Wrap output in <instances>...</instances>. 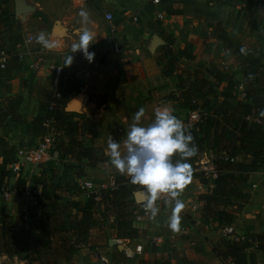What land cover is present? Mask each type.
<instances>
[{
	"label": "crops",
	"instance_id": "obj_1",
	"mask_svg": "<svg viewBox=\"0 0 264 264\" xmlns=\"http://www.w3.org/2000/svg\"><path fill=\"white\" fill-rule=\"evenodd\" d=\"M27 1L34 6V11L21 20L14 16L13 0H0V13L9 10L14 18L0 21V47L10 54L7 67L0 70V102L12 95L21 96L17 109L21 120L7 119L0 125V139L14 153L19 147L37 145L40 136L30 131V121L42 113L40 104H49L59 90L68 96L65 106L76 96H81L80 102L75 100L71 105L72 109L79 111L69 112V118L79 126L76 137L85 146L102 150L104 158L93 166L88 165L85 158L78 159L69 154L49 162L48 166L31 168L22 163L20 169L15 170L8 165L9 175L1 186L5 192L0 191V222L2 217L6 218L14 228L28 227L33 219L54 212L57 205L68 206L70 201L86 202L88 193L76 188L83 180L96 179L92 181L97 183L106 182L111 174L115 177L116 170L105 155L108 140L123 141L124 132L138 109H145L141 124L150 123L154 110L163 106L174 109V114L185 121L190 111L188 107L167 99L170 93L176 92L177 79L163 76L157 63L160 46L165 44L158 34L160 30L173 37L171 48L174 52L184 50L192 56H179V68L193 71L198 64H203L201 72L209 78L210 63H215L232 75L234 88L227 101L233 110L238 102L252 100V97L245 98L248 87L260 88L254 80L255 76H264V0H181L175 3L181 13L172 15L164 11L161 1L154 4L152 0H82V3L78 0L76 5L69 0H51L43 8L47 14L74 15L82 9L87 12L85 3H89V8H94L102 16V21L92 20V29L88 30L92 35L88 46V51L94 53L92 62H88L80 50L71 52L72 45L79 40V31L84 27L72 31L60 19L47 26L45 13L40 12L42 8L33 0ZM105 13H110L112 19L106 20ZM56 22L64 27L62 33L53 31ZM17 23L19 26L14 28ZM215 26H220L219 32L225 33L228 42L218 39L213 31ZM41 32L54 47L48 49L36 42L35 37ZM16 34L21 35L19 43L15 41ZM154 34L164 43L152 53L148 46ZM28 38L30 40L26 41ZM242 47L248 48L254 54L253 59L261 65L254 75L250 71L253 66L240 58L244 55L240 52ZM68 55L73 57L72 63L64 66ZM63 67L66 71L61 74ZM244 71L247 77H244ZM71 83L76 85L71 88ZM223 86L224 83L217 89L218 100L223 99L220 95ZM253 116L254 112L246 115V119L260 122V118ZM243 117L239 109L219 119L224 126L233 128ZM62 138L67 140L66 135ZM210 148H204L198 161L210 160ZM2 160L0 149V163ZM235 160L249 163L251 157L238 153ZM105 162L107 167L104 168ZM214 178L204 184L198 176L191 177L179 196L184 204L179 213V230L173 231L168 226L171 207L166 199L156 202L159 212L155 218L149 216L140 222L129 218L135 229L132 237L129 228L119 226L114 215L103 216L100 210H96L94 222L87 231L71 236L77 244L70 258H59L57 264H103L98 259L100 253L108 257L109 264H119L122 254L118 248L107 244L114 237L128 239L130 245L143 244L144 250L138 256L137 264H227L212 250L222 240L234 241L223 233L225 226L233 228L238 242L250 241L251 234L264 231V171L249 173L242 187L249 198L242 202V207L234 212L227 225L204 216L203 202L198 198L211 190ZM138 204L135 202L129 208ZM75 213V208H68L66 216L70 223L74 222ZM155 236H160L162 243L149 245L148 240ZM96 244L99 246L93 247ZM250 244L244 249L247 264H264V253L255 248L254 242ZM110 249L115 252H109ZM251 255L254 256L253 262ZM44 258L46 264H53L50 253ZM0 261L4 264H13L12 261L14 264L25 263L16 255H0Z\"/></svg>",
	"mask_w": 264,
	"mask_h": 264
},
{
	"label": "trees",
	"instance_id": "obj_2",
	"mask_svg": "<svg viewBox=\"0 0 264 264\" xmlns=\"http://www.w3.org/2000/svg\"><path fill=\"white\" fill-rule=\"evenodd\" d=\"M160 1L167 14L181 13V9L175 7V3H179L181 0ZM0 16L3 17L0 18V21L14 20L9 10L1 12ZM18 26L19 23L13 27L17 28ZM219 28L220 26H215L214 33L219 40L228 42L225 33L219 32ZM158 34L165 41V44L160 46L161 51L158 52L157 63L160 65V72L163 76H175L177 79L176 92L170 93L167 99L176 100L185 104L189 110L197 109L200 112L199 120L194 123L192 129L188 130L194 137L193 142L198 148L197 155L190 158L189 163L197 161L205 147H211L210 161L213 165L215 178L211 190L198 197L203 202V214L220 225L230 224L234 212L240 209L242 202L249 198V195L242 190L249 173L258 170L264 171V116L260 114L261 111H264V76H255L254 82L260 86L259 89L250 87L246 89V100L249 97H252V100L238 102L233 110L227 101L231 96L230 91L234 88L232 75L220 69L215 63H210L209 78H205L201 72L203 64H198V67L193 71L179 68V56L189 58L192 56L186 54L184 50L174 52L171 48L173 37L170 34L163 30H160ZM20 36V34L15 35L17 43L21 42ZM244 63H248L250 66H261L253 58L244 59ZM240 64L242 65V63ZM63 71H66L65 67L60 70V73L63 74ZM250 71L254 75L257 70L255 67H251ZM244 77H247L245 71ZM59 80L61 82L60 76ZM222 83L224 86L220 95L223 99L218 100L217 89ZM75 85L71 83L70 86L73 88ZM67 97L62 92L61 99L56 101V106L51 110H48V104H40L39 108L42 113L31 119L30 131L37 136L53 132L57 158L69 154L78 159L85 158L88 165L93 166L104 158V152L99 148L85 146L76 137L79 126L76 121L69 118L70 113L64 111ZM20 102L21 96L18 94L9 96L4 102H0V125L7 119L21 120V116L17 113ZM239 109L244 117L233 128L226 127L221 123L219 117L223 118L224 114L228 112L232 115V111L237 112ZM253 112V117H258L263 121L247 120L246 115ZM47 118H53L50 127L42 125ZM64 135L67 136L66 141L62 138ZM0 149L3 156L2 163H0L1 188L4 179L9 175L8 165L15 162L16 158L12 148L2 139H0ZM224 153H228V159L223 158ZM238 153L250 155L251 161L244 163L235 160ZM193 175L198 176L204 184L208 182V179L202 177L199 172H194ZM115 180L117 183L115 189L101 190L98 198H95V194L88 193L87 201L84 203L70 201L68 206L57 205L54 212L45 213L33 219L28 227L14 228L6 218L2 217L0 255H16L25 261L24 264H46L44 257L47 253L52 255L53 264H57L56 261L59 258L68 260L77 244L71 236L87 231L94 222L93 215L96 210H100V214L103 216L114 215L118 225L129 228L131 237L135 236V229L131 227L129 220L133 207H129L135 204L133 192L136 185H131L125 176H122L121 179L115 177ZM68 208L76 209V213L73 214V223H70L69 219L67 220ZM79 213H81L80 217ZM251 242L255 243L256 249L264 253V231L261 234H251L250 241L222 240L213 246L212 250L224 263L231 261L233 264H247L244 249L249 247ZM251 260L253 262V255H251Z\"/></svg>",
	"mask_w": 264,
	"mask_h": 264
},
{
	"label": "clouds",
	"instance_id": "obj_3",
	"mask_svg": "<svg viewBox=\"0 0 264 264\" xmlns=\"http://www.w3.org/2000/svg\"><path fill=\"white\" fill-rule=\"evenodd\" d=\"M78 15L83 22H87L86 11L82 9ZM35 40L45 48L54 47L43 32ZM91 41L92 35L84 28L79 31V40L72 45L71 52L80 50L88 62H92L94 53L88 51ZM240 52L245 54L246 49L242 47ZM72 59L68 55L64 66L71 65ZM144 114V108L136 111L122 142L109 138L105 155L109 157L111 166L126 176L131 185L140 186L145 191L143 206L151 218H155L159 212L156 202L162 196L166 198L171 207L168 226L177 231L179 213L184 207L179 196L191 181L192 167L189 160L197 155L198 148L191 132L174 114V109L167 106L156 108L151 122L146 125L140 123ZM260 114L264 116V111Z\"/></svg>",
	"mask_w": 264,
	"mask_h": 264
},
{
	"label": "built area",
	"instance_id": "obj_4",
	"mask_svg": "<svg viewBox=\"0 0 264 264\" xmlns=\"http://www.w3.org/2000/svg\"><path fill=\"white\" fill-rule=\"evenodd\" d=\"M160 0H152L154 4H158ZM106 20H111L112 15L110 13L103 14ZM30 40L28 38L26 41ZM10 54L7 50L0 47V70H3L8 65ZM62 97L61 92L58 90L54 93V100L49 102L48 110H51L56 106V101ZM200 118V112L197 109L190 110L187 114L185 121L183 122L184 127L187 130L193 128L194 123H196ZM53 122V118H47L42 123L44 127H50ZM119 132H123L121 128H118ZM126 133V131L124 132ZM55 136L53 132H47L46 134L40 136L39 142L35 146H24L19 147L15 153V162L10 164L11 169L19 170L22 163L27 164L29 167H40L57 158V151L54 149ZM224 159H228V153L223 154ZM232 160V158H231ZM103 167H107V162L103 164ZM192 176L194 172H199L202 177L209 179L215 176L213 171V165L210 160L201 159L193 162ZM117 186L115 177L111 174L106 182H93L92 180L85 179L81 183V187L87 189L89 193L95 194V198L99 197L101 190H112ZM1 192H5V188H0ZM144 195L143 202L139 203L137 207L131 210V218L134 221L140 222L150 216V213L144 208V201L146 200V193L141 189ZM166 199L161 197L159 200ZM223 233L227 235L231 240H235V233L231 226H225L223 228ZM163 239L160 236L152 237L148 240V244L152 246H159ZM109 247L118 248L119 252L122 254V261L119 264H137L138 256L143 252L144 246L142 243H135L130 245L129 240L125 238L114 237L107 241ZM98 259L103 264H109L108 258L103 254H98ZM227 264H233L231 261Z\"/></svg>",
	"mask_w": 264,
	"mask_h": 264
},
{
	"label": "rangeland",
	"instance_id": "obj_5",
	"mask_svg": "<svg viewBox=\"0 0 264 264\" xmlns=\"http://www.w3.org/2000/svg\"><path fill=\"white\" fill-rule=\"evenodd\" d=\"M33 1H35L37 4H38V6L40 7V8H42V10L40 9V12L42 11L43 12V8H45L46 6H48V3L51 1V0H33ZM71 1V2H70ZM69 3H75L76 5H77V3H78V0H69L68 1ZM81 3H82V0H81ZM86 5H87V13H88V20H87V22L85 23V22H83L82 21V18L78 15V14H68V13H64V14H60V13H58V14H47V13H45V11L43 12V13H45V21H46V24H47V26H51V24L54 22V20H57V19H60L61 21H64V24H66L69 28H70V30H79V28H82V27H84V28H87L88 30H91L92 29V24H91V21L93 20V22H94V20L96 21L97 20V22H99V21H102L101 19H103L102 18V16L100 15V13L99 12H97V10H95L94 8L92 9V8H89L90 7V4L89 3H85ZM82 30V29H81ZM80 30V31H81ZM244 48V47H243ZM246 49V53L242 56V57H240L241 58V60H244V59H247V58H254V54L252 53V52H250L249 51V49L248 48H245ZM247 52H250L249 54H247ZM240 56V55H239ZM247 68H249V66L248 65H245ZM253 67H255L256 68V70H260V68L257 66V65H254ZM187 117V116H186ZM117 128V126L115 127V129ZM84 129H85V126H84ZM44 166V165H43ZM45 166H48V163H47V165H45ZM116 170V169H115ZM122 176H124V175H121V174H119L117 171H115V177H117V178H119V179H121L122 178ZM91 180H93V181H97L96 179H91ZM76 188H77V190L78 191H80V192H82V193H84V194H86V193H89V191L87 190V189H84V188H82L81 187V184L79 185H77L76 186ZM135 191H141V188H140V186H137L136 185V189H135ZM106 241H107V239H105V241H104V245H105V243H106ZM90 245V244H89ZM104 245H103V247H104ZM91 246V245H90ZM96 246H99V245H94L93 247H96ZM102 246V245H101ZM111 251H109V252H115L114 251V249H110ZM105 255V254H104ZM106 256V255H105ZM118 256H120V254L118 255ZM107 257V256H106ZM108 258V257H107ZM5 262H3V261H0V264H4ZM11 263H13L14 264V262L12 261Z\"/></svg>",
	"mask_w": 264,
	"mask_h": 264
},
{
	"label": "water",
	"instance_id": "obj_6",
	"mask_svg": "<svg viewBox=\"0 0 264 264\" xmlns=\"http://www.w3.org/2000/svg\"><path fill=\"white\" fill-rule=\"evenodd\" d=\"M14 4V16L16 18H20L21 20H24L25 16L28 15L29 13L34 11V6L29 3L27 0H13ZM53 31L56 33H62L64 31V27H62L59 22H56L53 25ZM164 41L156 34H154L150 40L148 49L150 52H154L155 48L161 44H163ZM81 96L78 95L76 96L72 101L68 102L65 106V110L67 112H78L79 109H72L71 105L75 100H79L80 102ZM134 200L137 203L143 202L144 195L142 191H135L133 194Z\"/></svg>",
	"mask_w": 264,
	"mask_h": 264
}]
</instances>
